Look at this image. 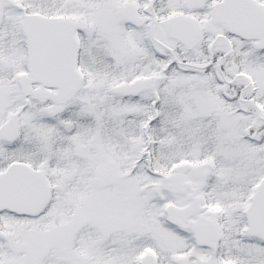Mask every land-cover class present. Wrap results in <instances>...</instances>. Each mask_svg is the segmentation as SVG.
I'll use <instances>...</instances> for the list:
<instances>
[{
    "label": "snow or ice",
    "instance_id": "1",
    "mask_svg": "<svg viewBox=\"0 0 264 264\" xmlns=\"http://www.w3.org/2000/svg\"><path fill=\"white\" fill-rule=\"evenodd\" d=\"M0 264H264V0H0Z\"/></svg>",
    "mask_w": 264,
    "mask_h": 264
}]
</instances>
